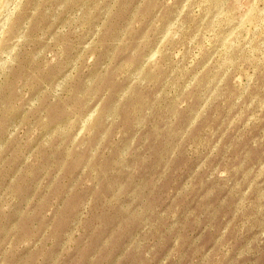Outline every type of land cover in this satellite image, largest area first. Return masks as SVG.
I'll return each mask as SVG.
<instances>
[{"label": "clouds", "instance_id": "1", "mask_svg": "<svg viewBox=\"0 0 264 264\" xmlns=\"http://www.w3.org/2000/svg\"><path fill=\"white\" fill-rule=\"evenodd\" d=\"M0 264H264V0H0Z\"/></svg>", "mask_w": 264, "mask_h": 264}, {"label": "rangeland", "instance_id": "2", "mask_svg": "<svg viewBox=\"0 0 264 264\" xmlns=\"http://www.w3.org/2000/svg\"><path fill=\"white\" fill-rule=\"evenodd\" d=\"M254 235V234H253ZM252 238V235H248L245 237L244 240L241 241V245H243L244 243H246L248 240H250Z\"/></svg>", "mask_w": 264, "mask_h": 264}]
</instances>
